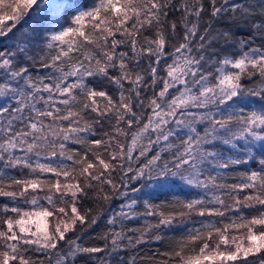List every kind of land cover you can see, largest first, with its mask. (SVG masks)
<instances>
[{
  "label": "snow or ice",
  "instance_id": "6c2138e0",
  "mask_svg": "<svg viewBox=\"0 0 264 264\" xmlns=\"http://www.w3.org/2000/svg\"><path fill=\"white\" fill-rule=\"evenodd\" d=\"M0 264H264V0H0Z\"/></svg>",
  "mask_w": 264,
  "mask_h": 264
}]
</instances>
